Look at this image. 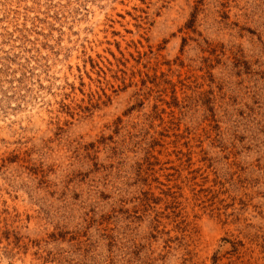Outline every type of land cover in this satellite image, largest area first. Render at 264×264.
<instances>
[{
    "label": "rangeland",
    "instance_id": "rangeland-1",
    "mask_svg": "<svg viewBox=\"0 0 264 264\" xmlns=\"http://www.w3.org/2000/svg\"><path fill=\"white\" fill-rule=\"evenodd\" d=\"M0 264H264V0H0Z\"/></svg>",
    "mask_w": 264,
    "mask_h": 264
}]
</instances>
